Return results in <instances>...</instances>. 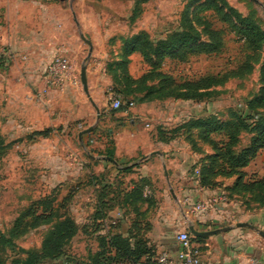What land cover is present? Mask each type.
<instances>
[{
	"label": "rangeland",
	"instance_id": "rangeland-1",
	"mask_svg": "<svg viewBox=\"0 0 264 264\" xmlns=\"http://www.w3.org/2000/svg\"><path fill=\"white\" fill-rule=\"evenodd\" d=\"M49 2L57 7L45 8L44 3ZM213 4L220 11H216ZM45 10L62 14L64 23L60 21L61 27L69 28L70 34L64 31L66 42L52 51L37 49V53L42 54L39 56L41 65L45 66L53 52H61L74 69L75 82L66 96L52 92L41 101L35 88L28 87L19 91L18 96L5 99L3 94L9 92V87L10 90L19 87L14 82L17 70L10 69L17 50L9 43H0V264L25 259L26 252L40 250L50 224L27 229L19 236L12 234V245H4L1 236L10 237L16 218L36 200L50 196L55 199L61 214L67 213L73 218L77 232L63 245L61 253L35 259L34 264H130L129 259L115 257L108 245L110 232L125 236L134 248L139 245L148 248L153 261L159 248L150 242L149 235L153 232L152 220L158 199L151 190V177L138 171L143 163L140 159H135L136 163H122V169L129 167L125 171L114 170L113 162L105 157L113 148L108 128L123 123L125 119H133L143 125L153 121L159 128H164L163 133H168L191 116L206 113H217L223 118L230 113L238 114L248 124H253L264 116V108L249 107L250 100L262 87L260 64L263 48L254 52L257 59H249L250 71L213 87L214 93L209 100L181 103L169 99L150 110L147 118L150 120H146L142 112L145 110L147 114L146 106L150 107L151 101L144 100L143 93L124 96L133 86H128L123 75L126 71L131 76H140L149 69L148 64L139 52L140 57L134 55L131 59L132 53L125 57L128 60L126 67L118 63L123 59L124 49L135 38H140V42L159 43L194 28L202 40H207L204 28L208 27L219 33L221 46L216 52L191 55L181 62L166 58L161 70L176 80L235 71L252 53L246 41L232 29V21L225 19L223 14L247 18L264 29V0H0L3 36L6 40L20 32H29L32 36L38 11ZM52 24H45L46 29L60 27L57 22ZM43 38V45L49 46L47 41L52 35L45 33ZM257 60L260 61L255 62ZM83 65L95 74L89 80L86 76L87 92L80 80ZM4 77L13 78L6 92L1 81ZM108 91L120 93L124 104L121 108L108 110ZM51 95L54 98L49 101ZM129 101L133 105L127 109L125 104ZM41 109L52 111L56 119H59L56 115L60 114L58 117L62 118V113L70 110L86 113L65 123L32 130L30 123L33 120L46 119ZM104 110L105 118L104 115L98 116ZM176 110L179 114L173 113ZM89 127H92L90 133L79 135ZM252 135L248 130L242 131L240 145H247ZM102 184H106L104 203L109 211L99 208L95 197V190ZM134 186L142 187V193L130 201L128 193ZM61 202L64 204H59ZM157 207L164 208L163 211L167 208L165 203ZM101 213L105 215L103 218L99 217ZM113 220L114 224L111 223ZM144 238L147 242H143Z\"/></svg>",
	"mask_w": 264,
	"mask_h": 264
},
{
	"label": "crops",
	"instance_id": "crops-1",
	"mask_svg": "<svg viewBox=\"0 0 264 264\" xmlns=\"http://www.w3.org/2000/svg\"><path fill=\"white\" fill-rule=\"evenodd\" d=\"M44 6L48 9L57 7V5L50 2L44 3ZM38 13L35 19L36 26L31 31L32 36L28 34L29 32H20L17 35L12 34L6 40L3 36L4 28L0 25V43H9L13 49L17 50L13 55L14 61L10 65V69L17 70L14 82L19 87L16 90H10L11 87L8 84L10 79L13 78L4 77L1 80L3 90L5 91L9 87V92L3 94L5 99L10 100L18 96L19 91L33 87L37 98L44 101V98L52 92L54 95L61 92L60 96H66L68 89L71 88L72 84H67L60 91L56 88H49L45 94L38 96L41 90L45 88V84L41 76L44 66L41 65V59L39 58L42 54L39 55L37 49L52 51L57 45L66 42L64 31L67 30V33L70 34L69 28L61 27L60 21L64 23L62 14H55L50 10L38 11ZM48 22L53 24L57 22L60 27L46 29L45 24H48ZM45 33L52 35V38L47 41L49 46L43 45L45 41H42V39L44 40L43 35ZM56 37H58L57 40ZM134 55L140 57L138 52H133L131 59ZM92 73L89 67L86 68L88 80L95 76ZM52 95L48 97L49 101L54 98ZM167 100L169 99H155L149 102L150 107L146 106L147 114L145 110L142 112L143 117L150 120V118L147 119L150 110L160 107V104ZM171 100L180 101L181 103L191 101L172 98ZM83 110L86 111V109ZM108 110H111L109 103ZM38 111L40 113V110ZM41 111L46 119L44 121H40L39 118L33 120L30 123L32 130H41L60 122L65 123L86 113L79 110H70L62 113V118L58 117L60 114L56 115L59 118L56 119L52 111L45 109H41ZM178 111L176 110L173 113L179 114ZM104 114H106L105 110L99 116ZM112 114H116V112ZM135 117L137 118V116ZM176 118L174 116V119ZM153 119L151 116V121ZM164 124L166 123L164 122ZM23 126L20 127L24 129ZM159 130L161 129L153 121L143 125V123L136 122L133 119H129V121L125 119L123 123L108 128V133L113 141L114 157L110 159L105 155L109 161L113 162L115 171H117V167H121L122 163L128 162V164H131L135 162V159H140L143 163L138 171L143 176L151 177L153 183L151 190L154 191L158 204L165 203L167 206L164 211V208L157 207L158 204L154 209L156 213L153 215V232L149 235L150 242L155 243L159 251L167 250L174 254L179 248L176 241L177 233L181 230H189L188 225L192 224L194 229L199 232H209V234L203 236L192 235V244L199 248L203 260L213 264H264V204L250 203L248 205L240 196L230 195L228 188L233 184L234 177L218 176L215 179L216 185L211 187L201 185L200 176L196 177L193 171L196 168L200 169V160L204 154L192 150L182 135L165 142L161 138ZM203 148L207 153L211 152L207 145H204ZM155 151L160 154H153L152 152ZM163 163L167 178L164 174ZM102 167L105 168L104 165ZM106 167L109 169L108 165ZM244 170L250 176H260L264 173V148L259 151ZM219 193H224L226 200L212 203L211 198ZM185 199L188 200L187 203H184ZM194 202L206 203V210L197 213L192 212L191 206Z\"/></svg>",
	"mask_w": 264,
	"mask_h": 264
},
{
	"label": "trees",
	"instance_id": "trees-1",
	"mask_svg": "<svg viewBox=\"0 0 264 264\" xmlns=\"http://www.w3.org/2000/svg\"><path fill=\"white\" fill-rule=\"evenodd\" d=\"M212 6L216 11H220L216 4ZM223 17L232 21V29L240 34V37L246 41L247 47L251 49L252 54H248L243 66L222 75L215 74L197 79L176 80L170 73L161 70L164 59L171 58L181 62L191 55L216 52L221 46L218 31L205 27L207 40H202L199 31L194 28H191V31L176 33L171 39L159 43L140 42V38H135L124 49L123 59L118 64L126 67L128 60L125 57L133 52H139L148 64L149 69L138 77H132L126 71L123 73L128 86H133V88L125 90L124 96L128 97L143 93L142 98L147 101L171 98L191 101L209 100L214 93L213 87L224 84L232 77H240L250 71L252 66L249 59L252 57L257 59L254 52L263 48L260 64L262 87L259 93L250 100L249 107L264 108V29H260L257 24L244 17L237 15L227 17L226 14H223ZM118 94L120 95V93ZM160 129L161 138L165 142L182 135L192 150L204 154L200 160L201 185L208 187L216 185L215 179L218 176L234 177L233 184L228 188L230 195L245 198L248 205L250 203L264 204V173L260 176H250L244 170L259 151L264 148V116H260L253 124H248L238 114L230 113L223 118L217 113H206L191 116L168 133H163L162 130L164 129ZM246 130L252 132L253 135L247 145L241 146L240 136L242 131ZM0 143H2L1 139ZM204 145L211 149L210 153L204 150ZM106 156L110 159L114 157L113 148L111 152H107ZM128 168L117 167L116 170L125 171ZM105 185L102 184L101 188L95 190V197L99 208L109 211L108 205L104 203L107 195ZM141 189L140 186H134L130 189L128 193L130 201L136 200V195L142 193ZM54 202L55 199L51 196L36 200L16 218L10 237L1 236L4 245H12V234L19 236L27 229L41 224L51 225L42 240L39 251L26 252L25 259H15L10 264H34L35 259L56 256L61 253L63 245L76 234L77 225L73 218L67 213L61 214L59 206ZM59 204L63 205L64 203ZM104 216L103 213L99 214L100 218ZM107 237H109L108 245L115 252V257L122 256L125 260L129 259L130 264H137L138 262L156 264L155 259L151 260L149 249L145 246L139 245L138 248H134L129 243L128 238L113 232L108 233ZM143 242H147V238H144Z\"/></svg>",
	"mask_w": 264,
	"mask_h": 264
},
{
	"label": "built area",
	"instance_id": "built-area-1",
	"mask_svg": "<svg viewBox=\"0 0 264 264\" xmlns=\"http://www.w3.org/2000/svg\"><path fill=\"white\" fill-rule=\"evenodd\" d=\"M41 76L45 88L41 90L38 96L45 94L49 88L62 90L67 84L75 82L71 63L61 52L53 54L51 59L45 64ZM107 99L111 110H116L124 105L120 96L114 91H108ZM125 105L129 109L133 102L129 101ZM193 173L196 177L200 176V169L196 168ZM225 200L224 193L216 194L211 198L212 203ZM187 202L188 200L185 199L184 203ZM206 207L207 205L204 202H194L191 206V211L195 213L202 212L206 210ZM111 223L114 224L115 221L113 220ZM176 241L179 246L178 250L174 254L167 250L159 251L155 258L156 264H213L201 258L199 248L192 244V234L189 230L179 231L176 235ZM137 264L142 263L138 262Z\"/></svg>",
	"mask_w": 264,
	"mask_h": 264
},
{
	"label": "water",
	"instance_id": "water-1",
	"mask_svg": "<svg viewBox=\"0 0 264 264\" xmlns=\"http://www.w3.org/2000/svg\"><path fill=\"white\" fill-rule=\"evenodd\" d=\"M81 37L84 38L83 35H81ZM85 41L89 44V46H91L90 42L87 39H85ZM80 80H81L84 91L87 92L86 66L85 65L81 66ZM91 129H92V127L86 128V129L80 131L79 135H81L82 133L89 132V131H91ZM152 153L153 154H160L158 151H155ZM163 170H164L165 177L167 178V172H166V168H165L164 163H163ZM188 229H189L190 233L194 236H203V235L209 234V232H199V231L195 230L192 224L188 225Z\"/></svg>",
	"mask_w": 264,
	"mask_h": 264
}]
</instances>
